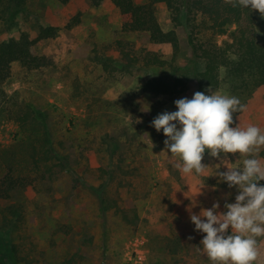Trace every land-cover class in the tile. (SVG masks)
I'll list each match as a JSON object with an SVG mask.
<instances>
[{"label": "rangeland", "instance_id": "obj_1", "mask_svg": "<svg viewBox=\"0 0 264 264\" xmlns=\"http://www.w3.org/2000/svg\"><path fill=\"white\" fill-rule=\"evenodd\" d=\"M156 11L165 30L175 28L165 5ZM254 13L258 36L264 40V18ZM78 14L80 24L67 29ZM125 21L107 0L100 5L90 0H27L11 25L0 18V43L22 33L35 38L41 27L59 29L57 37L32 47L48 65L29 69L13 63L11 77L1 86L0 147L13 148L24 137L48 133L69 160L66 166L49 168L43 180L16 192L11 201H0V232L9 234L0 256L9 264H27L24 259L28 264H212L202 251L206 234L195 230L189 209L199 215L218 202V212L226 213L225 204L236 202L238 186L229 188L216 175L228 171L222 161L239 169L248 158L264 165L261 146L253 156L221 153L217 159L206 152L202 163L212 169L204 176L185 175L175 167L183 162L166 151L167 137L152 126L155 118L178 111L179 99L218 91L246 105L232 127L255 125L264 132V87L244 94L232 92L227 84L200 89L193 73L185 70L188 86L183 93L144 92L141 86L148 79L156 74L173 77V71L140 64L108 74L99 60L109 57L122 66L115 47L119 40L139 55L150 51L171 60L173 51L152 43L146 33L123 32ZM176 30V64L186 66L194 59L188 31L185 26ZM227 37H220L219 43ZM203 67L200 61L199 69ZM31 108L46 113L45 125L34 122ZM10 204L20 205L22 212L14 230L2 225V212ZM12 246L17 249L15 259ZM260 251L255 264H264V243Z\"/></svg>", "mask_w": 264, "mask_h": 264}, {"label": "trees", "instance_id": "obj_2", "mask_svg": "<svg viewBox=\"0 0 264 264\" xmlns=\"http://www.w3.org/2000/svg\"><path fill=\"white\" fill-rule=\"evenodd\" d=\"M60 1L64 4L69 2ZM90 1L94 5H100L105 0ZM107 1L113 3L126 17L123 32L146 33L152 43L170 46L173 51L171 60L150 51L139 55L129 43L119 40L115 47L122 66H116L115 61L109 57L99 60L108 74L129 71L140 64L147 68L171 69L173 77L156 74L142 84L144 92L155 95L183 93L188 84L182 74L188 70L193 73L200 89L227 84L232 92L244 94L264 87V40L258 36L256 14L238 4L233 7L236 0H145L142 4L135 0ZM26 2L27 0H0V18L5 24L11 25ZM161 4L166 6L175 28L165 30L160 23L156 7ZM80 22L78 14L66 28L72 29ZM179 26L186 27L193 50L194 59L186 66L176 64L180 52L176 30ZM58 33L57 27H41L35 38L29 33H22L18 39L0 43V94L1 86L11 77L13 63L19 62L29 69H39L49 64L45 57L35 55L32 47L42 40L57 37ZM226 35L227 39L219 43V38ZM200 61L204 63L202 70L199 69ZM32 112L34 122L46 124L44 111L33 109ZM240 113H235L233 118ZM27 123H23V126L26 127ZM68 162V157L58 151L48 133L35 139L33 136L24 137L21 144L13 148L0 147V201H11L16 192L35 186L43 180L51 167L66 166ZM103 204L107 206V201L104 200ZM2 213V225L12 228L11 230L18 229L22 220L21 206L10 204ZM7 236L8 233L0 232V245ZM11 254L15 259L17 249L14 246L11 247ZM24 260L28 264V260ZM0 264L9 263L0 256Z\"/></svg>", "mask_w": 264, "mask_h": 264}, {"label": "clouds", "instance_id": "obj_3", "mask_svg": "<svg viewBox=\"0 0 264 264\" xmlns=\"http://www.w3.org/2000/svg\"><path fill=\"white\" fill-rule=\"evenodd\" d=\"M237 4L258 11L264 18V0H236L233 7ZM175 104L178 111L160 114L152 126L167 137L166 151L183 162L175 165L182 174L207 175L212 168L202 163L206 152L217 159L221 153L253 156L264 146V132L259 127H232L233 115L246 110L235 96L218 91L210 95L196 92L192 99L182 98ZM222 163L228 171H216V175L229 188L238 186L236 202L225 204L226 213L218 212V202L199 215L189 209L190 219L196 231L206 234L201 241L202 251L212 264H255L261 256L260 244L264 243L257 239L264 237V186H258L264 181V165L256 158L244 159L242 169L230 166L227 160Z\"/></svg>", "mask_w": 264, "mask_h": 264}]
</instances>
